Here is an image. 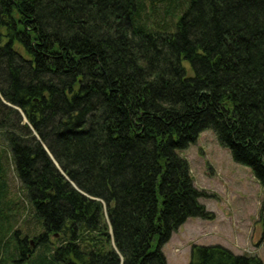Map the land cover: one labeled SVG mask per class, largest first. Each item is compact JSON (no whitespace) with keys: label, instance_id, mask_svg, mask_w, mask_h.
I'll use <instances>...</instances> for the list:
<instances>
[{"label":"trees","instance_id":"16d2710c","mask_svg":"<svg viewBox=\"0 0 264 264\" xmlns=\"http://www.w3.org/2000/svg\"><path fill=\"white\" fill-rule=\"evenodd\" d=\"M205 130L264 189V0H0V138L28 203L0 158L12 264H167L213 219L178 154ZM188 264L262 263L211 245Z\"/></svg>","mask_w":264,"mask_h":264},{"label":"rangeland","instance_id":"374dc122","mask_svg":"<svg viewBox=\"0 0 264 264\" xmlns=\"http://www.w3.org/2000/svg\"><path fill=\"white\" fill-rule=\"evenodd\" d=\"M184 65L188 67L187 63ZM5 146L0 138V158L5 166L9 197L15 201L20 198L22 206L27 207L26 195ZM178 154L188 163L194 187L205 194L199 203L213 219L189 218L182 224L162 247L167 264H188L193 246L211 245H221L237 255L254 256L264 264V189L251 169L235 163L229 149L219 143L212 130L201 132L194 144ZM0 235L2 239L9 238L8 242L12 240L7 231H1ZM10 250L13 255L11 246ZM4 251L2 248L0 264H12Z\"/></svg>","mask_w":264,"mask_h":264},{"label":"water","instance_id":"95a60500","mask_svg":"<svg viewBox=\"0 0 264 264\" xmlns=\"http://www.w3.org/2000/svg\"><path fill=\"white\" fill-rule=\"evenodd\" d=\"M30 244L32 245V247H33V241H30Z\"/></svg>","mask_w":264,"mask_h":264},{"label":"flooded vegetation","instance_id":"af4514ba","mask_svg":"<svg viewBox=\"0 0 264 264\" xmlns=\"http://www.w3.org/2000/svg\"><path fill=\"white\" fill-rule=\"evenodd\" d=\"M56 238H57V236H56Z\"/></svg>","mask_w":264,"mask_h":264}]
</instances>
